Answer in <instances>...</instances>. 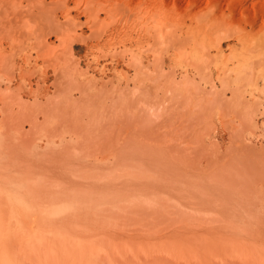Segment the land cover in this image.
<instances>
[{
  "label": "rangeland",
  "instance_id": "1",
  "mask_svg": "<svg viewBox=\"0 0 264 264\" xmlns=\"http://www.w3.org/2000/svg\"><path fill=\"white\" fill-rule=\"evenodd\" d=\"M181 1L0 0V193L94 264L264 262V13Z\"/></svg>",
  "mask_w": 264,
  "mask_h": 264
},
{
  "label": "bare ground",
  "instance_id": "2",
  "mask_svg": "<svg viewBox=\"0 0 264 264\" xmlns=\"http://www.w3.org/2000/svg\"><path fill=\"white\" fill-rule=\"evenodd\" d=\"M173 1V0H172ZM174 1H180L179 3H181L182 1L181 0H174ZM199 2H203L204 0H198ZM215 1V0H214ZM230 2L228 3V7L229 8H234V10H241L243 11V14L241 13V15L245 16L246 17V14L245 12L247 11L248 7H249V3L251 2L252 3V8L254 10V12L257 14H260L261 12L264 13V0H259L260 1H263V4L260 5L258 0H229ZM135 2V1H134ZM197 2V1H196ZM7 3V2H6ZM198 3V2H197ZM195 4V3H194ZM198 5V4H197ZM204 5V4H203ZM192 7V6H191ZM197 7V6H196ZM204 9V8H203ZM1 11V10H0ZM3 12V11H2ZM204 12V11H203ZM202 12V13H203ZM206 12V11H205ZM204 12V13H205ZM13 13V12H12ZM201 13V12H200ZM199 13V14H200ZM201 13V14H202ZM231 13L232 10H231ZM236 13V12H234ZM2 15V14H1ZM263 15V14H262ZM9 16V15H8ZM195 16H198L195 15ZM199 17V16H198ZM6 18V17H5ZM196 18V17H195ZM247 19V18H246ZM10 20V19H9ZM8 21V20H7ZM152 21V20H151ZM157 21V20H156ZM10 22V21H9ZM175 22V21H174ZM254 22V21H253ZM6 24V23H5ZM255 24V23H254ZM10 25V23H9ZM9 25L7 27H9ZM11 25L13 27H15V25L12 24V21H11ZM10 25V27H11ZM210 25V24H209ZM4 26V25H3ZM5 26V29L7 28ZM9 27V28H10ZM8 28V29H9ZM11 29L13 28H10V31ZM9 31V30H8ZM5 32V31H4ZM6 33H7V30H6ZM9 34L11 32H8ZM13 33L15 34V32L13 31ZM12 37V36H11ZM14 37H18V36H14ZM13 37V38H14ZM169 37V36H167ZM173 37V36H172ZM38 38V37H37ZM41 38V37H40ZM170 38V37H169ZM9 39V37H8ZM15 39H13V42H14ZM169 40V39H168ZM167 40V41H168ZM171 40H173L171 38ZM181 40V39H180ZM16 41V40H15ZM166 41V40H165ZM170 42V40H169ZM177 43V42H175ZM173 43V44H175ZM44 44V43H43ZM178 44V43H177ZM184 45V44H183ZM42 49V48H41ZM44 50V48H43ZM7 58V56H6ZM203 58V57H202ZM6 60V59H5ZM204 60V59H203ZM4 61V60H2ZM7 61V60H6ZM1 62L2 66L4 63H7V62ZM0 65V67H2ZM6 66H8V64H6ZM199 67V66H198ZM3 68V67H2ZM7 68V67H6ZM11 68V67H10ZM1 69V68H0ZM8 72V71H7ZM10 72V70H9ZM8 72V73H9ZM13 73V72H12ZM5 75V74H4ZM11 75V74H10ZM12 77V76H11ZM2 97V96H1ZM0 179H2V177H0ZM36 180V179H35ZM39 181V180H38ZM1 183V182H0ZM4 183V182H3ZM20 184V183H19ZM4 185V184H3ZM21 185V184H20ZM46 185V184H45ZM2 186V185H1ZM1 186H0V191L2 189H6V186L4 188L1 189ZM22 186V185H21ZM20 186V188H21ZM24 186V185H23ZM36 186V185H35ZM49 186V185H48ZM3 187V186H2ZM9 187V186H8ZM11 188H14V186H11ZM17 188H19L17 186ZM26 188V187H25ZM47 188V187H46ZM53 188V187H52ZM24 189V188H23ZM38 189V188H37ZM41 189V188H40ZM10 190V189H9ZM5 191V192H2L5 197H6V200H5V203L7 204H11L12 206H14L16 209H12L11 206L10 208L11 209H6V210H0V264H18L19 263V260L17 262V259H16V256H18V250L16 251V253L14 252L13 250V247L15 244L19 245L22 249V252H24L25 250L32 256L34 257L36 260V263L37 264H94V262H96L97 260L96 259V256L103 252L101 251L103 247H100L96 240H91L93 239L91 237V239H87L86 237H82L80 235V233L78 234L77 231L76 233H68L66 232V227L63 228L65 231H62V224L59 228V230H55L56 226L57 225H60L61 221L62 220H65V222H68V221H75L77 220V216L80 215L79 214V211L77 212L78 208L74 210H66L67 213H65L66 211H61L60 208H39V209H30V207H26V204L24 202H26L24 199V202L17 196L15 195L16 193H14L13 191L17 190H13L9 192ZM42 191H44L43 189H41ZM46 190V189H45ZM50 190V189H49ZM17 192V191H15ZM0 193V197L2 196L3 197V194ZM21 194V193H20ZM30 195V194H29ZM34 196V194H32ZM47 196V195H46ZM64 196V195H63ZM28 197V196H27ZM42 197H45L43 194L41 195V200L44 199ZM29 198V197H28ZM32 198V196H31ZM31 198L29 199L30 202L31 201ZM49 199V198H48ZM2 200V198H1ZM77 200V199H76ZM80 200V198H79ZM82 200V199H81ZM44 201V200H43ZM42 201V202H43ZM46 201V199H45ZM56 201V200H55ZM29 202V201H27ZM28 203L31 204V203ZM49 202V200H48ZM46 202V203H48ZM52 202V201H51ZM49 202V203H51ZM68 202H70L68 200ZM73 202V201H72ZM84 202V201H83ZM1 204L0 205H3L4 203L0 202ZM34 203V202H33ZM75 203V202H74ZM81 203V202H80ZM104 203V202H103ZM107 203V202H106ZM7 204H5L7 206ZM53 205V202L51 203ZM50 204V205H51ZM56 204V203H55ZM78 204V203H77ZM47 205V204H46ZM49 205V204H48ZM9 206V205H8ZM104 206V205H103ZM13 207V208H14ZM17 207L20 208V207H23L22 208V212L23 214H25L26 216L22 217L20 216L19 214L20 211L17 210ZM44 207V206H43ZM49 207V206H48ZM77 207V206H76ZM0 208L2 209V206H0ZM8 208V207H7ZM34 208V207H33ZM66 208H67V205H66ZM65 208V209H66ZM92 208V207H91ZM64 209V208H62ZM64 209V210H65ZM68 209V208H67ZM80 209V208H79ZM93 210V209H92ZM96 210V209H95ZM104 210V209H103ZM106 210V209H105ZM122 210V209H121ZM17 211L19 212V214L17 213ZM81 211V210H80ZM84 215V214H83ZM82 216L79 217V219L81 218ZM75 219V220H74ZM53 221H56V222H53ZM57 222H60V223H57ZM63 224L65 223L64 221H62ZM71 222H68L67 224H64V226L66 225H69V223ZM51 223H55V225L53 226ZM57 223V224H56ZM71 224H74V223H71ZM52 225V226H51ZM75 225V224H74ZM63 226V227H64ZM69 226H72V225H69ZM53 227V228H52ZM55 227V228H54ZM59 226H57L58 228ZM56 228V229H57ZM71 227L68 228L67 231H71L70 229ZM74 227H72L73 229ZM70 229V230H69ZM78 229V228H77ZM82 233V231H81ZM82 235H84L82 233ZM87 235V234H86ZM88 236V235H87ZM113 239V238H112ZM167 239V238H166ZM104 240V239H103ZM182 240V239H181ZM105 241V240H104ZM107 241V240H106ZM116 241V239H115ZM119 241V240H118ZM126 241V240H125ZM169 241V240H168ZM167 242V241H166ZM184 244H186L187 241H184ZM179 243L180 244H183ZM101 243H104V242H101ZM108 243V242H107ZM118 243V242H117ZM169 243V242H168ZM189 242H187L188 244ZM114 247V245H117L116 242L115 244L112 243ZM111 244V245H112ZM119 244H122L123 243H119ZM118 244V245H119ZM124 244H126L124 242ZM130 244V243H129ZM143 244V243H142ZM147 244V243H146ZM153 244V243H152ZM152 244L151 243H148L147 244V248L148 246L150 245V247H152ZM157 244V243H156ZM156 244L155 246H153L152 248L156 247ZM186 244V245H187ZM191 244V243H190ZM104 245V244H103ZM122 245H120V247H122ZM132 245V244H131ZM145 245V243H144ZM162 245V244H161ZM189 245V244H188ZM187 245V246H188ZM199 245V243H198ZM18 246V247H19ZM108 246V244H107ZM158 246H160V244H158ZM163 246V245H162ZM164 246L165 243H164ZM168 246V245H167ZM171 246V245H170ZM196 246V245H195ZM116 247V246H115ZM114 247V248H115ZM125 247V245H124ZM144 247V246H143ZM146 247V246H145ZM161 247V246H160ZM177 247V246H175ZM17 249V246L14 247ZM113 248V249H114ZM118 248V246L116 247ZM137 248V247H136ZM159 248V247H158ZM170 248V247H168ZM182 248V247H181ZM183 248L185 249H188L186 246ZM190 248H191V245H190ZM199 248V247H198ZM119 249V248H118ZM121 249V248H120ZM126 249H127V246H126ZM125 249V250H126ZM129 249V248H128ZM149 249V248H148ZM155 249V248H154ZM172 249V248H171ZM107 250V248H106ZM115 250V249H114ZM124 250V248H123ZM130 250V249H129ZM152 250V249H151ZM159 250V249H158ZM164 250V249H163ZM175 250V249H173ZM25 251V252H26ZM118 251V250H116ZM142 251V250H141ZM169 251V250H168ZM172 251V250H171ZM183 251V250H182ZM24 252V254L26 255V253ZM153 252V251H152ZM175 252V251H174ZM195 252V251H194ZM107 253V251L105 252ZM114 253V252H113ZM172 253V252H171ZM179 253V252H178ZM110 254H112L110 252ZM169 254V253H167ZM180 254V253H179ZM178 254V255H179ZM192 254V253H191ZM199 254V253H198ZM28 255V254H27ZM104 255V253L102 254ZM21 256H23L22 254L20 255V258H22ZM195 256V255H194ZM199 256V255H198ZM264 256V255H263ZM31 257V258H32ZM101 257V256H100ZM103 257V256H102ZM117 257V256H116ZM19 258V257H18ZM19 258V259H20ZM25 258V257H24ZM99 258V257H97ZM104 258V257H103ZM189 258V257H188ZM192 258V257H191ZM262 258V257H261ZM178 259V258H176ZM21 260V259H20ZM111 260V259H110ZM187 260V258H186ZM191 260V259H190ZM262 260V259H261ZM261 260H259L261 262ZM263 261V260H262ZM25 262V261H24ZM115 262V261H114ZM113 262V263H114ZM116 262H118L116 260ZM22 263V262H21ZM20 264V263H19ZM26 264V263H25ZM35 264V263H34ZM102 264V263H101ZM260 264V263H259ZM262 264H264V262H262Z\"/></svg>",
  "mask_w": 264,
  "mask_h": 264
}]
</instances>
